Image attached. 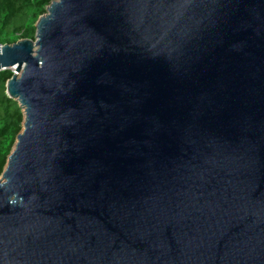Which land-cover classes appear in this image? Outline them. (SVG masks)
Segmentation results:
<instances>
[{"label": "water", "instance_id": "water-1", "mask_svg": "<svg viewBox=\"0 0 264 264\" xmlns=\"http://www.w3.org/2000/svg\"><path fill=\"white\" fill-rule=\"evenodd\" d=\"M0 46L23 128L0 264H264V0H53Z\"/></svg>", "mask_w": 264, "mask_h": 264}, {"label": "trees", "instance_id": "trees-1", "mask_svg": "<svg viewBox=\"0 0 264 264\" xmlns=\"http://www.w3.org/2000/svg\"><path fill=\"white\" fill-rule=\"evenodd\" d=\"M53 0H0V46L35 39L36 23ZM11 70L0 72V174L22 131L24 114L18 102L6 94Z\"/></svg>", "mask_w": 264, "mask_h": 264}, {"label": "rangeland", "instance_id": "rangeland-1", "mask_svg": "<svg viewBox=\"0 0 264 264\" xmlns=\"http://www.w3.org/2000/svg\"><path fill=\"white\" fill-rule=\"evenodd\" d=\"M1 177H2V174H1Z\"/></svg>", "mask_w": 264, "mask_h": 264}]
</instances>
